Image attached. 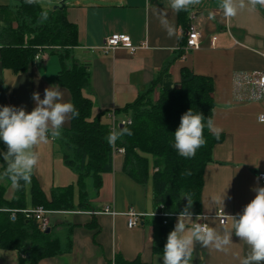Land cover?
Masks as SVG:
<instances>
[{
  "label": "crops",
  "instance_id": "crops-1",
  "mask_svg": "<svg viewBox=\"0 0 264 264\" xmlns=\"http://www.w3.org/2000/svg\"><path fill=\"white\" fill-rule=\"evenodd\" d=\"M50 1L51 4L42 5L44 9L49 10L63 0ZM64 1L67 21L76 27L77 46L71 49L70 58L89 67L91 94L86 95L94 101L93 115L118 111V121H128L129 113L124 110L148 91L164 71L176 85L184 69L212 79V120L222 129L224 139L213 147L211 161L204 168L201 209L193 214V219L202 215L206 218L199 223H207L221 234L230 231L232 220L228 216L242 213L256 194L252 189L264 187L260 180L257 182V174L264 173V123L258 121L264 114V98L254 100V89L243 78L253 71L264 72V7L257 5L252 9L248 0H243L245 6L238 8L237 15L225 18L221 0H201L183 17L189 25L200 28L201 47L181 55L182 17L180 12L171 10L170 0ZM236 2L239 4L240 0ZM18 6L17 0H0V8L12 10L11 30L18 27ZM162 18L174 25L176 33L172 38L162 26ZM7 29L0 23V107H24L30 112L35 107L32 93L39 92L43 99L44 89L56 84L64 91V100L72 103L70 91L58 82L63 62L57 50L39 48L22 72L4 65L2 39ZM112 35L128 36L137 50L132 53L120 47L103 54L100 47ZM213 37L216 41L211 47ZM152 96L158 99V88H153ZM70 123L71 118L61 133ZM60 137H49L47 143L37 147L40 159L31 177L49 201L56 191L71 187L72 208L48 210L49 232L58 240L57 252L37 264H114L117 257L128 262L162 264L163 252L156 250L163 242L164 224L154 216L158 212L153 197L154 170L150 177L148 167L146 180L137 181L125 167V154L116 153L113 170L102 175L100 187L88 180L84 191L78 186L76 172L63 159ZM4 151L6 145L0 140V153ZM4 168L0 157V173ZM32 182L25 184L27 209L35 208ZM0 186L6 188L5 199L11 201L14 185L5 178L0 179ZM81 192L86 193L85 197ZM105 207L115 215L100 213ZM130 210L145 215L134 228L127 226L125 213ZM219 211L228 217L225 225L215 217ZM177 216L167 217L171 230ZM248 252V246L233 234L227 251L197 244L190 264H240ZM27 255L0 249V264H28Z\"/></svg>",
  "mask_w": 264,
  "mask_h": 264
},
{
  "label": "trees",
  "instance_id": "trees-1",
  "mask_svg": "<svg viewBox=\"0 0 264 264\" xmlns=\"http://www.w3.org/2000/svg\"><path fill=\"white\" fill-rule=\"evenodd\" d=\"M17 1V29H10L12 10L8 7L0 8V23L8 28L2 39V62L6 67L22 72L39 52V48H52L60 53L63 68L58 75V82L70 91L72 103L79 111L78 117L71 118L70 127L62 131L60 146L65 163L78 176L80 189L84 190L88 180H92L99 188L102 175L113 170L116 151L124 149L126 169L135 180L142 183L148 177L147 157L152 158L153 197L157 211L162 207L165 214H179L187 204V199H181L180 196L189 194L193 199L191 211L193 214L199 213L204 168L211 161L213 147L222 142L224 136L220 134L217 139L205 127L206 143L197 149L196 155L191 159L180 156L173 143L181 116L190 108L194 113L200 112L204 115L205 124L207 118L212 119V79L184 69L181 81L176 85L167 71H164L148 91L124 110L129 113L127 116L130 124L121 126L117 119L121 114L118 111H102L93 115L94 101L86 95L91 92V74L88 66L71 61V49L77 46L76 27L67 21L65 8L48 10L37 0L34 4H28L26 0ZM5 13L8 14V19L5 18ZM44 13H47V19L43 18ZM186 13L180 12L184 31L189 27L188 20L183 18ZM184 45L183 36L181 48ZM180 52L183 55L184 52ZM153 88L159 89L157 100L152 96ZM113 117L115 124H118L114 129L121 130L126 127L131 130L132 135L125 134L116 141L115 146H110L106 137L113 130ZM30 180L33 181L31 198L34 207H43L46 210L72 208L71 187L56 191L53 199L49 201L37 181L32 177ZM25 184L21 180L19 187L14 186L15 192L11 201L5 199L6 188L0 186V249L18 250L28 254V260H23H27L28 264H37L40 259L57 252L58 240L51 232L42 231L36 220L28 219L21 212L12 215L14 210L26 209ZM81 193L82 198L85 197L86 193ZM156 219L164 224L163 242L156 250L163 252L167 236L172 230L168 224L169 218ZM114 264L142 263L137 260L128 262L117 257Z\"/></svg>",
  "mask_w": 264,
  "mask_h": 264
},
{
  "label": "clouds",
  "instance_id": "clouds-1",
  "mask_svg": "<svg viewBox=\"0 0 264 264\" xmlns=\"http://www.w3.org/2000/svg\"><path fill=\"white\" fill-rule=\"evenodd\" d=\"M28 4L36 0H26ZM201 0H170L169 7L175 13L189 11L194 5H199ZM248 5L255 9L257 5L264 7V0H248ZM244 2L240 0H221L220 8L225 18L237 15L238 8H243ZM47 19V13L43 14ZM161 24L169 38H172L176 29L167 19L162 18ZM35 107L28 112L24 107H0V140L6 145V151L0 153L5 169L0 173V179H10L14 186L19 187V181L30 182L33 170L37 166L40 156L37 147L47 143L49 137L61 136V129L70 118L79 116V111L70 101L64 100V91L58 84L44 89L41 99L39 92L32 93ZM264 122V116L260 118ZM208 128L219 139L222 129L215 126L209 117L205 124L202 113H194L190 108L181 116L180 124L174 133L173 147L178 154L186 159L196 155L198 148L204 146V129ZM132 135L128 128L113 129L106 137L110 146L123 135ZM190 175V173H187ZM257 178V182L259 181ZM256 194L244 207L238 216H228L232 220V229L221 234L207 223L198 221L205 219L196 215L193 219L191 211L193 199L189 194L180 196L186 198L187 204L177 216V222L167 236L163 248L162 264H190L192 253L197 244L202 247L227 251V246L232 243L234 234L249 248L248 254L241 259L240 264H264V187L252 189ZM226 193L222 196V204ZM162 206V205H161ZM155 214V213H154Z\"/></svg>",
  "mask_w": 264,
  "mask_h": 264
},
{
  "label": "built area",
  "instance_id": "built-area-1",
  "mask_svg": "<svg viewBox=\"0 0 264 264\" xmlns=\"http://www.w3.org/2000/svg\"><path fill=\"white\" fill-rule=\"evenodd\" d=\"M182 34L185 37V45L184 47H182L184 53L191 50H198L201 47V37H202L201 30L196 24H190L188 29H186V31L183 30ZM215 41H216V37H213L210 43L211 47L215 46ZM120 47L127 48L132 53L137 50V47L132 45L130 38L126 35H112L111 37L106 38L104 45L100 47V50L102 51L103 54H108ZM243 78L245 79L246 84L253 87L254 92L252 98L254 100H259L261 98H264V72L253 71L244 75ZM261 116H264V114H261L258 117L259 122H261L259 119ZM130 123L131 121L128 120L127 122H122L121 125L130 124ZM115 125L117 126L118 124H115V119L113 117V129L115 128ZM116 152L124 153V149H118ZM257 177L260 178L259 179L260 182L264 185V173L257 174ZM16 212L23 213L24 215H26L28 219L36 220L42 231H47L50 228V221L49 218L47 217L49 211L44 209L43 207H35L32 209L26 208L20 211L14 210L12 212V215H14ZM100 213L115 215V213L112 212L109 207H105ZM125 216L127 218L128 228H134L140 224V221L142 220V218H144L145 215L130 210L127 213H125ZM154 216L167 218L172 215L165 214L162 211V207H160L159 211L156 212ZM215 217L219 219L221 225H225L227 223L228 217L224 215L222 211H219ZM164 223L166 224L167 222L164 221Z\"/></svg>",
  "mask_w": 264,
  "mask_h": 264
},
{
  "label": "rangeland",
  "instance_id": "rangeland-1",
  "mask_svg": "<svg viewBox=\"0 0 264 264\" xmlns=\"http://www.w3.org/2000/svg\"><path fill=\"white\" fill-rule=\"evenodd\" d=\"M37 1H39V3H41V5H47L48 3H50L51 4V1L50 0H37ZM57 6V5H56ZM55 5H53L52 6V8L54 9L55 7H56ZM125 122H127V121H125ZM120 124H122V121L120 120ZM147 158H149V172H150V177H151V173H152V171H153V164H152V158L151 157H147Z\"/></svg>",
  "mask_w": 264,
  "mask_h": 264
},
{
  "label": "water",
  "instance_id": "water-1",
  "mask_svg": "<svg viewBox=\"0 0 264 264\" xmlns=\"http://www.w3.org/2000/svg\"><path fill=\"white\" fill-rule=\"evenodd\" d=\"M65 7V1L63 0L59 5H57L55 8H64ZM123 126V125H121ZM50 229H48L46 232H49ZM28 257V255H27Z\"/></svg>",
  "mask_w": 264,
  "mask_h": 264
}]
</instances>
